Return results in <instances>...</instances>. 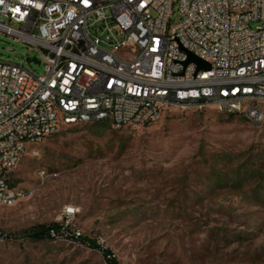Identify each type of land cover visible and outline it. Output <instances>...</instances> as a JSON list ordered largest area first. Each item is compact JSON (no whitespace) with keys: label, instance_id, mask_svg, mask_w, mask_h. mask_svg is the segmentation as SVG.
Returning <instances> with one entry per match:
<instances>
[{"label":"rangeland","instance_id":"rangeland-1","mask_svg":"<svg viewBox=\"0 0 264 264\" xmlns=\"http://www.w3.org/2000/svg\"><path fill=\"white\" fill-rule=\"evenodd\" d=\"M26 54L38 57L0 32V60L41 71ZM58 130L8 173L28 194L0 205V264H106L101 250L116 264H264V119L169 107L147 124ZM49 222L65 228L23 235Z\"/></svg>","mask_w":264,"mask_h":264},{"label":"built area","instance_id":"built-area-1","mask_svg":"<svg viewBox=\"0 0 264 264\" xmlns=\"http://www.w3.org/2000/svg\"><path fill=\"white\" fill-rule=\"evenodd\" d=\"M0 32L41 64L36 72L0 60V205L27 196L6 177L27 146L62 124L119 129L169 107L207 106L264 119V0H0Z\"/></svg>","mask_w":264,"mask_h":264},{"label":"trees","instance_id":"trees-1","mask_svg":"<svg viewBox=\"0 0 264 264\" xmlns=\"http://www.w3.org/2000/svg\"><path fill=\"white\" fill-rule=\"evenodd\" d=\"M226 113L229 117H232L233 115H240V114L235 113V112H226ZM145 124H147V123H145ZM76 125H78V124H76ZM79 125H81V126H96V127H110L111 129H116V128L111 127L109 125V123L105 120H96V121H92V122L80 123ZM58 129H59V127H58ZM58 129L54 133L59 131ZM54 133H52V134H54ZM39 169H43V168L40 167L37 170H39ZM251 170H253V169H251ZM244 175H245L244 170L242 172H239L238 170H236L235 171V181H238ZM209 177H212V175L209 174ZM250 178H253V177H250ZM215 179H217V177ZM6 181L10 187H13L15 189L24 188L25 190H28L26 187H24V186H22L16 182H13V180L10 179L8 176L6 177ZM257 187H258V185L256 184L253 188V194H257V192H256ZM64 228L65 227L61 223H58V222H49L47 224H36L35 226L24 231L23 235L28 237L29 239H33V240L50 238V237H52V235L49 233L50 229H52L54 234L56 235V234L62 232ZM71 237L77 238L74 236H71ZM78 238H80L82 241L85 240L82 236H79ZM87 243L92 247H97L93 243V241H91V242L87 241ZM101 252L103 254V257H104L106 264H116V262L114 261V259L112 257L107 256V253L105 250H101Z\"/></svg>","mask_w":264,"mask_h":264},{"label":"water","instance_id":"water-1","mask_svg":"<svg viewBox=\"0 0 264 264\" xmlns=\"http://www.w3.org/2000/svg\"><path fill=\"white\" fill-rule=\"evenodd\" d=\"M27 60H30V59H27ZM186 61H192L196 64L197 67H200V68H207V63L199 58H197L196 56H194L193 54L191 53H188L187 55V58H186Z\"/></svg>","mask_w":264,"mask_h":264}]
</instances>
